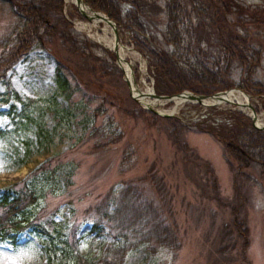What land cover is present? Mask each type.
Segmentation results:
<instances>
[{
  "label": "trees",
  "instance_id": "1",
  "mask_svg": "<svg viewBox=\"0 0 264 264\" xmlns=\"http://www.w3.org/2000/svg\"><path fill=\"white\" fill-rule=\"evenodd\" d=\"M92 9L100 10L115 20L119 28L129 34L131 43L149 62L155 79V89L160 94H174L184 89L196 93L212 94L229 88H240L249 94H264V83L254 76L260 61V50L250 42L252 26L264 23V13L259 14L250 5L240 0H84ZM64 0H0V9H6L12 16L9 32L0 38V105L14 96L6 76L10 65L20 56L35 47L47 49L55 59L54 90L67 101L59 108L48 107V113L61 119L73 134L75 140H82L90 125L95 124L101 113L107 112V101L123 114L133 113L119 93L125 85L122 69L115 62V53L100 47L85 35L79 37L71 22L63 14ZM164 16L163 42L168 50L158 47L150 37L148 25L155 16ZM213 34L216 41L209 48ZM240 68V79L231 76L232 66ZM126 88V86H125ZM123 90V89H122ZM128 98L140 116L150 125L156 118L165 124V131L183 162L187 176L194 181L202 196L208 201H221L217 175L211 163L201 157L186 141L184 132L195 130L206 132L221 143L225 162L232 174L233 195L226 205L230 225L239 239L240 260L246 258L249 241V227L246 216L244 187L261 179L264 181V129L257 128L249 115L240 109L215 110L207 107L197 118L185 123L178 117L159 116L146 109L128 93ZM43 115V114H42ZM42 121V120H41ZM34 139L26 146L23 157L17 165L24 163L31 155L50 146L56 133V126L47 129L43 122L33 120ZM74 145V144H73ZM73 145H71L73 147ZM77 145V143L75 144ZM63 155L57 154L44 160L20 183H14L0 195V239L12 240L28 226L40 236L51 237L48 226L53 221L41 222L39 213L28 214L49 179L62 181L67 188L73 183V164ZM39 172L40 174H38ZM150 178L161 194H165L162 175L152 173ZM46 179V180H44ZM128 185L106 199L104 210L94 220L93 229L102 222L116 230L125 240L139 237L141 241L166 245L174 241L177 233L164 222L152 200H143ZM113 205L108 212V204ZM67 243V240H63ZM128 244L110 243L104 252L103 261L83 258L78 252L68 255L81 264H117L123 260ZM48 247V251L57 250ZM64 251L63 248H61ZM217 252L207 256L209 262H220Z\"/></svg>",
  "mask_w": 264,
  "mask_h": 264
},
{
  "label": "rangeland",
  "instance_id": "2",
  "mask_svg": "<svg viewBox=\"0 0 264 264\" xmlns=\"http://www.w3.org/2000/svg\"><path fill=\"white\" fill-rule=\"evenodd\" d=\"M240 2L250 5L259 14L264 13V0ZM63 14L79 37L85 35L100 46L94 48L96 52L105 55L102 48L112 51L78 26V21L88 20L80 14L75 3L64 0ZM153 15L155 19L148 25L150 37L156 46L169 50L171 47L162 40L164 16L156 12ZM11 24L10 12L0 9V38L9 32ZM249 36L251 44L260 50V61L254 76L264 83V23L252 26ZM119 37L123 44L137 51L143 61L144 72H141L140 60H133L130 53L126 56V60L132 61L138 87L144 91L152 87L156 92L148 58L134 47L129 34L122 28H119ZM215 41L213 34L209 48H213ZM54 68L53 53L35 47L13 61L6 71L11 88L20 99L12 96L7 103L0 105V195L14 183H20L44 160L57 154L73 164V183L64 188L62 181L48 178L42 195L29 208L28 214L39 213L38 220L41 222L53 221L48 226L51 237L40 236L32 226H28L18 233L15 240L8 237L0 239V264H81L68 255V250L73 254L78 252L83 260L88 258L96 262L104 258L105 249L110 243L128 244L123 260L116 261L117 264H264V181L258 179L256 183L244 187L249 241L246 258L239 263L237 253L240 252V242L234 227L230 225L226 205L233 195L232 174L225 162L221 143L206 132L191 129L184 132L187 143L211 163L217 175L222 200L208 201L185 174L180 154L167 136L164 122L156 118L150 125L134 108L127 95L131 96L123 70L125 85L118 90L119 93L123 92L127 98L125 103L134 112L123 114L105 101L107 112L101 113L79 142L75 140L78 133L73 134L70 130L72 125L67 128L64 119L56 123L47 111L48 107L59 108L67 103L54 90ZM240 74V68L233 65L232 78L238 81ZM3 91L4 84L0 82V92ZM249 100L264 122V94H252ZM158 101L151 105L156 114L178 117L185 123L210 107L185 101L172 112L175 105L173 100ZM140 106L144 107L143 104ZM211 106H215L214 111L240 109L249 113L247 107L230 101ZM33 120L43 122L47 129L52 130L56 126L55 137L47 149L17 165L26 146L34 139ZM151 172L162 175L165 194L157 189L150 178ZM128 185L141 199L152 200L164 222L176 231V240L168 241L166 245L151 241L147 245L139 237L125 240L124 236L116 235V230L104 222L93 229V222L104 210L106 199L109 200L113 192L117 193ZM112 208L113 205L109 203L107 211L111 212ZM63 240H67V243ZM53 246L59 249L55 252L47 250ZM214 252H217L220 262L207 261V256Z\"/></svg>",
  "mask_w": 264,
  "mask_h": 264
},
{
  "label": "bare ground",
  "instance_id": "3",
  "mask_svg": "<svg viewBox=\"0 0 264 264\" xmlns=\"http://www.w3.org/2000/svg\"><path fill=\"white\" fill-rule=\"evenodd\" d=\"M67 3H76V0H66ZM80 9L82 10V12L84 13V17L88 20V21H78V26L86 31H88V33L96 40L100 41L101 43H103L106 47L108 48H114L115 46L117 47L118 53L119 55H121V57H123V59L121 60V64L122 66L125 68V71L127 73V75L129 76V80H130V84L132 87V91L135 95H142L145 93H149L151 92L153 89L152 87H149L146 91L141 90L135 79H134V71L132 68V61L126 60V56L128 55V53H130L132 56L131 58L133 60L139 59L140 60V71L144 72V64L143 61L141 59V57L139 58V54L137 51H135L133 48L129 47L128 45H125L121 42V40L119 42L116 41L114 34H113V29H112V24L110 22H108L106 19H104V16L99 13L98 11H93L91 8H89V6L84 5V4H80ZM100 29V32H99ZM103 31V32H101ZM146 71V70H145ZM225 96L227 101L230 102H236L239 101L240 103L245 102V96L241 91H232V92H227L225 94H221L220 92L218 94H216L215 96H210V97H202L200 99L201 102H213L215 100H217L218 98H221ZM158 100L160 99H145L144 102L148 105H155L156 102H159ZM172 100L174 101L175 105L174 108L172 109V112H175V109L177 107V105H179L182 102L185 101H191V102H198L197 99L195 97H191V96H186V95H180V96H174L172 98ZM163 104V103H162ZM260 119V118H259ZM260 122H263L261 119L259 120Z\"/></svg>",
  "mask_w": 264,
  "mask_h": 264
},
{
  "label": "water",
  "instance_id": "4",
  "mask_svg": "<svg viewBox=\"0 0 264 264\" xmlns=\"http://www.w3.org/2000/svg\"><path fill=\"white\" fill-rule=\"evenodd\" d=\"M76 6H77V9L78 11L80 12L81 15H83L84 13L82 12V10L80 9V4H84V5H87L89 6L84 0H76ZM89 8H91L89 6ZM92 9V8H91ZM93 11H98L99 13H101L103 16H104V19H106L108 22H110L112 24V29H113V34H114V37L116 39L117 42L120 41V37H119V26L117 25V23L115 22V20H113L112 18H110L107 14H105L104 12L100 11V10H95V9H92ZM84 16V15H83ZM98 41V40H97ZM100 42V41H99ZM111 49V48H109ZM114 53H115V56H116V63L119 65V67H121V69L124 71V75H125V80L127 82V85L129 87V91H130V94L131 96L137 101L139 102L140 104H143L144 107L146 108H151L152 110H155L153 109L152 106L146 104L144 102L145 99H147V97H152L154 99H165V100H172V98L174 96H180V95H186V96H191V97H195L197 99V101L205 106H211V105H215V104H218V103H222V102H225L227 101L226 97L223 96L221 98H218L217 100L213 101V102H201L200 99L202 97H210V96H215L216 94H218L219 92L221 94H225L227 92H232V91H241L244 96H245V102H242L240 103L239 101H236L235 103L239 106H243V107H247L249 109V113H247L250 117H251V120L253 122V124L257 127V128H260V129H264V123H261L259 120H258V117H257V112L255 110V108L253 107L252 103L250 102L249 100V94L246 93L244 90L240 89V88H236V87H233V88H229V89H225V90H221V91H216L212 94H202V93H196V92H193V91H190V90H182L180 92H177V93H174V94H160V93H156L154 92L153 90L149 93H145V94H142V95H135L132 91V87H131V84H130V80H129V76L127 75L126 71H125V68L122 66L121 64V60L123 59V57H121V55H119L118 53V50H117V47L115 46L114 48L111 49ZM124 60V59H123ZM234 103V102H233ZM156 111V110H155ZM165 115H171L172 113H164Z\"/></svg>",
  "mask_w": 264,
  "mask_h": 264
}]
</instances>
